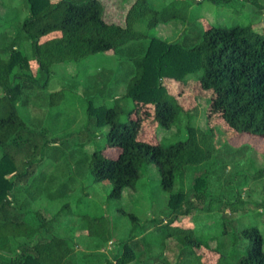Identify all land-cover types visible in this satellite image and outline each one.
<instances>
[{"label": "trees", "instance_id": "16d2710c", "mask_svg": "<svg viewBox=\"0 0 264 264\" xmlns=\"http://www.w3.org/2000/svg\"><path fill=\"white\" fill-rule=\"evenodd\" d=\"M157 2L136 0L126 12L122 25L106 21L102 0H20L15 19L0 16V264H90L91 261L169 264L162 254L168 242L162 244L160 255H152L144 241L133 235L114 261L97 253L79 257L76 247L66 238L54 236L34 243L40 229L28 223L26 218L32 212H24L23 205L17 201L15 192L19 184H24L22 189L27 199L33 202L42 196L59 200L75 191V188H67L69 184H62L63 180L59 185L65 190L47 196L44 193L47 194L50 185L45 187L44 182L34 179L30 183L28 180L33 174L32 167L40 158L22 161L21 155L31 152L32 148H37L42 155L43 147L47 146L44 140L46 144L50 142L46 135L48 130L37 133L30 129L29 122L19 112L20 98L26 91L37 89L38 93L46 88L55 64L79 63L110 51L126 56L134 65V72L128 93L116 99L115 105L103 110L96 119L99 129L108 127L104 134L108 144L96 149L83 161L93 180L111 182L110 196L120 200L125 188L136 187L141 168L148 163L155 164L161 188L171 193V219L166 223L156 219L152 222L157 227H173V231L166 230L165 233L167 238L176 241L178 264H208L212 256L217 257V264H264V235L259 227L250 226L233 233L231 247L243 241L245 251L234 263H229L227 259L233 256L231 253L224 256L221 248H212L210 243L198 237L191 224L187 225L195 209L189 193L184 188L173 192L178 173L182 179L190 177L192 172L215 160L219 148L211 125L214 111L221 112L225 123L238 136L250 134L264 139V34L254 31L251 26L226 28L196 24L195 31L169 44L170 41L155 37L153 30L161 25L172 27L176 22L189 23L190 2ZM16 25V32H12ZM157 42L167 45L168 52L175 49L187 55V61L180 67V77L177 74L170 78L186 86L187 76L203 71L197 83L200 90L196 97L207 96L212 103L208 108L207 129L188 125L186 140L168 146L141 137L138 120L132 117L141 106L150 105L154 120L170 129L185 112L178 100L163 87V90L156 87L138 90L147 77L150 47ZM163 68L160 65L158 70ZM169 71L176 73L174 68ZM34 95L27 94L22 105L29 107ZM60 96V92L50 95L51 107L56 105ZM129 101L134 107L129 108ZM36 111L44 112L42 108ZM123 115H128V119L122 121L120 117ZM37 126L43 129L41 122ZM84 133L87 142L95 141L89 131ZM36 135L42 136V144L34 141ZM56 141L59 140L56 138ZM108 148L117 149L118 157H107L103 152ZM202 177L195 178L194 184H190L192 196L198 199L204 197L207 186V178ZM58 180L49 182L51 187ZM230 206L236 209L234 203ZM182 217L184 219L180 220ZM130 218L132 234L138 228L144 229L138 216L130 214ZM87 219L89 238L109 243L112 231L106 219L91 220L88 216ZM219 219L225 218L221 216ZM178 223L186 226L179 227ZM226 226L220 235L230 234Z\"/></svg>", "mask_w": 264, "mask_h": 264}, {"label": "rangeland", "instance_id": "374dc122", "mask_svg": "<svg viewBox=\"0 0 264 264\" xmlns=\"http://www.w3.org/2000/svg\"><path fill=\"white\" fill-rule=\"evenodd\" d=\"M58 1V0H55ZM136 0H102L105 6V19L115 24H123L126 12ZM152 0H149L151 2ZM171 0H161V2ZM20 0H0V16L13 20L17 17ZM189 17L187 24L176 22L172 27L161 25L153 30L155 37L171 42L195 31V25L222 26H251L256 32L264 34V0H189ZM16 7V8H15ZM26 16V14H23ZM193 22V23H192ZM12 32H16V27ZM167 45L153 43L147 62V77L138 88L139 91L151 88L167 90L177 100L185 112L179 116L175 125L166 129L154 120L153 108L150 105L141 106L132 115L138 120V134L155 143L168 146L187 138V126L207 129L208 112L211 101L206 97H196L200 88L198 80L203 71L190 74L185 81L187 85L170 78L180 77V67L187 61L183 51L175 49L168 52ZM160 65L164 68L158 70ZM167 67V68H165ZM169 68L175 69L171 74ZM134 72V65L124 55L114 52L100 53L82 62L55 64L53 72L47 79L46 88L41 89L37 97V89L26 91L18 103L20 114L29 122L30 129L41 133L48 130L47 139L50 142L44 146L42 155L39 150L32 148L31 152H23L22 161L38 160L32 167L33 174L28 179L30 183L36 179L50 185L44 195L61 193L64 188L60 183L69 184L67 188L75 191L59 200H51L42 196L33 202L27 199L19 184L15 192L17 201L28 213L26 220L40 234L34 243L48 240L54 236L70 240L76 247L79 257L82 254L97 253L113 260L123 253L126 242L133 235L142 239L147 250L152 255H160L161 246L168 242L163 251V257L169 264L179 263V250L176 241L167 238V232L173 231L164 226L157 227L152 220L170 221L171 207L170 192L164 191L160 184L158 167L148 163L141 168V176L135 188H125L120 200L112 199L111 182H95L88 165L83 161L96 149L108 144L104 134L108 127L99 129L96 119L99 114L115 105L116 99H121L128 93V85ZM161 90H163L161 88ZM60 92L54 106H50V95ZM156 92H159L156 91ZM37 93V94H36ZM27 94L34 95L29 101V107L22 105ZM129 108L134 104L129 101ZM128 106V105H127ZM42 108L43 111H36ZM150 111V113H148ZM43 112V113H42ZM149 115H148V114ZM49 115V116H48ZM47 116V117H46ZM182 117V118H181ZM122 121L128 115L120 117ZM40 120V121H39ZM41 122L43 129L38 128ZM212 128L216 134V144L219 148L209 165L192 172L190 177L181 178L176 175L177 184L173 190L181 188L189 193L195 206L187 225H192L198 237L210 243L212 248H221L224 256L233 255L228 260L234 263L245 251L243 241L231 247L233 233L246 227L257 226L264 235V139L250 134L238 136L222 118L220 111L213 112ZM181 126V129H178ZM85 131H89L94 142L85 140ZM56 138L59 141H56ZM36 143L42 144L41 135L33 136ZM107 157L116 158L119 151L108 148L103 152ZM214 160V161H213ZM23 169V163L20 164ZM28 166H25V169ZM29 169V168H28ZM205 176L207 186L201 199L192 196L190 184L195 178ZM59 179L52 187L49 182ZM203 178V177H202ZM59 185V186H58ZM231 203L236 209L233 210ZM220 204V208H218ZM68 205V206H66ZM130 214L139 217L142 227L132 234L133 222ZM87 216L91 220L105 218L111 228L112 235L109 243L103 244L99 239L89 238L90 231ZM223 216L225 219H219ZM184 219L182 217L180 220ZM232 222V223H231ZM227 224L229 235H220ZM177 226L185 227L178 223ZM233 258V260H231ZM217 257L212 256L208 264H217ZM90 264H105L104 261H91Z\"/></svg>", "mask_w": 264, "mask_h": 264}]
</instances>
